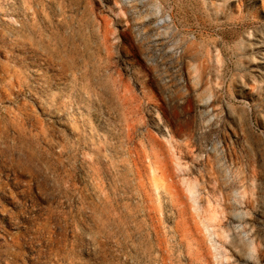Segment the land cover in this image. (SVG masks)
I'll return each mask as SVG.
<instances>
[{
	"label": "rangeland",
	"instance_id": "1",
	"mask_svg": "<svg viewBox=\"0 0 264 264\" xmlns=\"http://www.w3.org/2000/svg\"><path fill=\"white\" fill-rule=\"evenodd\" d=\"M264 0H0V264H264Z\"/></svg>",
	"mask_w": 264,
	"mask_h": 264
},
{
	"label": "bare ground",
	"instance_id": "2",
	"mask_svg": "<svg viewBox=\"0 0 264 264\" xmlns=\"http://www.w3.org/2000/svg\"><path fill=\"white\" fill-rule=\"evenodd\" d=\"M257 62L261 63V64H264V56L260 57Z\"/></svg>",
	"mask_w": 264,
	"mask_h": 264
}]
</instances>
